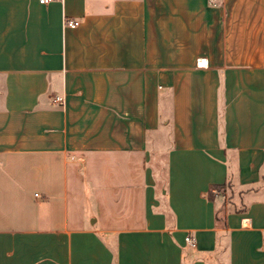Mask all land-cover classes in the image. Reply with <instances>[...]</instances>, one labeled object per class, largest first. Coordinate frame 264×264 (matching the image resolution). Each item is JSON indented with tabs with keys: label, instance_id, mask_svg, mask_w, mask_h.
I'll list each match as a JSON object with an SVG mask.
<instances>
[{
	"label": "crops",
	"instance_id": "0c3cea01",
	"mask_svg": "<svg viewBox=\"0 0 264 264\" xmlns=\"http://www.w3.org/2000/svg\"><path fill=\"white\" fill-rule=\"evenodd\" d=\"M0 264H264V0H0Z\"/></svg>",
	"mask_w": 264,
	"mask_h": 264
},
{
	"label": "built area",
	"instance_id": "2783aa9c",
	"mask_svg": "<svg viewBox=\"0 0 264 264\" xmlns=\"http://www.w3.org/2000/svg\"><path fill=\"white\" fill-rule=\"evenodd\" d=\"M49 1H51V0H39V2L42 3V4H45V3L49 2ZM208 1H209L210 4H215V3H217L218 0H208ZM78 24H79L78 20L67 19V18L63 19V25L64 26H68V27L74 28ZM53 101L56 104L62 106L64 104V96L63 95H56V96H54ZM184 239H185L186 244H188L189 246H193L194 247L196 245V240H195L194 236H192L191 234H187Z\"/></svg>",
	"mask_w": 264,
	"mask_h": 264
}]
</instances>
